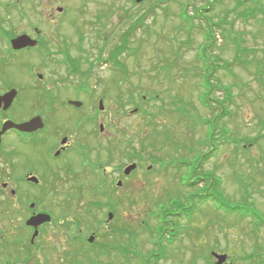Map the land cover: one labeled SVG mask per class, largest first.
<instances>
[{
    "label": "rangeland",
    "instance_id": "374dc122",
    "mask_svg": "<svg viewBox=\"0 0 264 264\" xmlns=\"http://www.w3.org/2000/svg\"><path fill=\"white\" fill-rule=\"evenodd\" d=\"M215 1L220 2L211 10L208 0H144L138 5L133 0H53L67 10L63 17L70 46L78 50L81 45L88 51L84 68L93 69L90 87L96 85L95 93L93 98H85L88 106L84 112L94 113L99 100L104 101L100 119L106 143L91 157L94 164L99 159L107 168L106 195L100 192L95 197L90 190L99 183L101 171L85 172L92 170L89 164H74L67 174L58 166L60 175L49 191L26 183L11 184L0 174V264H70L74 259L68 239L73 228L70 220L88 216V221L86 209L95 201L101 203L95 210L101 224L121 230L118 236L99 230L106 238L95 239L96 249L88 244L83 247L86 259L98 261L84 264L142 263L135 257L124 262L115 248L102 250L99 244L105 242L120 243L145 259L155 255L160 251L156 246L160 239L155 240L150 232L159 227L158 217L167 221L164 245H169L171 234L177 231L158 264H216L209 255L212 252L226 254L225 264H264V15L261 11L250 14L255 8L264 9V0H248L242 6H238L239 0ZM221 19L226 21L225 29L215 28V48L206 55L209 72L200 75L203 69L198 55L206 42L205 30L212 21L220 24ZM134 24L137 27L132 30ZM126 33L129 38L119 59L128 76L112 62H98L124 44ZM78 39H82L80 44ZM233 41L241 44V54L236 53ZM213 56L223 68L216 66L213 71ZM91 59L95 62L92 68ZM212 71L215 90L212 109H208L201 99ZM226 90L232 93L230 102ZM221 110L228 111L227 116L212 136L213 125L207 128L201 121L215 122ZM20 113H29V108ZM110 133L116 137L115 151L109 156L105 147ZM20 150L29 163L37 165L39 153L34 145H21ZM126 154L141 166L117 188L114 172L130 162ZM205 154L210 156L200 168ZM17 165L21 168V161ZM3 183L10 185L4 189ZM204 191L228 210L238 209L237 214L220 210L213 199L203 201L200 195ZM109 194L113 202L108 201ZM32 202L35 211H50L54 218L34 243L28 227H23ZM185 207L188 210L182 212ZM174 211L183 216L171 217ZM108 212L114 214L109 223ZM248 212L261 223L256 235L254 217L239 216ZM19 239L24 244L16 246L13 240ZM251 253H256L252 260Z\"/></svg>",
    "mask_w": 264,
    "mask_h": 264
},
{
    "label": "flooded vegetation",
    "instance_id": "af4514ba",
    "mask_svg": "<svg viewBox=\"0 0 264 264\" xmlns=\"http://www.w3.org/2000/svg\"><path fill=\"white\" fill-rule=\"evenodd\" d=\"M61 8L53 0H0V96L16 91L11 105L5 108L3 104L0 107V174L9 178L11 184L42 186L46 191L54 187V180L60 175L56 173L58 166V170L66 174L73 171L74 164L93 167L91 154L106 143L104 134L101 132L100 135L96 130L97 124L99 127L103 124L101 114L95 110L96 113L84 112L88 106L85 98L90 97L85 89L91 86L93 75V69L86 71L84 68L88 51L81 45L78 50L70 46L68 25L63 17H66V13ZM20 36H28L36 44L15 49L12 41ZM78 41L81 42V39ZM73 101L81 102V107L72 104ZM24 108H29V113H20ZM34 118L43 121V127L34 132H22L15 128L3 131L9 121L20 124ZM115 137L110 133L109 145L105 147L110 154L115 151ZM30 144L39 153L37 165L29 163L25 153L20 150L21 145ZM18 161L22 163L21 168L17 165ZM108 168L113 170L112 166ZM122 170L123 166L114 172L118 180H121ZM85 172L90 174L92 170L90 168ZM102 173L103 176L107 175V168ZM31 176L37 177L39 182H29ZM125 180L127 178L122 179L121 187ZM98 185L93 187L95 197L100 196ZM109 198L114 201L112 194ZM92 205L91 209H86L89 220H86L88 216L80 217L74 221L76 225L68 234L74 258L70 264L98 261L86 259L84 252L87 250L83 247L88 244V248L92 247L93 250L95 247L91 245L94 243L91 244L89 238L93 237L95 241L101 238L99 230L110 234L116 228L104 226L98 220L95 210L99 207V201ZM28 212L29 216L38 213L52 215L50 211L40 208ZM67 261H70L69 258Z\"/></svg>",
    "mask_w": 264,
    "mask_h": 264
},
{
    "label": "trees",
    "instance_id": "16d2710c",
    "mask_svg": "<svg viewBox=\"0 0 264 264\" xmlns=\"http://www.w3.org/2000/svg\"><path fill=\"white\" fill-rule=\"evenodd\" d=\"M192 1V0H191ZM209 1V4H210V9L211 10H213L214 8H215V6H216V4L217 3H219L220 1H218V2H216L215 0H208ZM247 2H248V0H245V1H241V0H239L238 1V6H242L243 4H247ZM237 5V4H236ZM237 6V7H238ZM261 11V12H260ZM258 12H260V13H263V15H264V9H262V8H255V9H253V10H251V12H250V14H252V15H255L256 13H258ZM250 14H248V15H250ZM138 23H140V22H138ZM138 23H136V24H138ZM212 24H208L207 25V28H206V30H205V33H204V36H205V40H206V42H205V44H203L202 46H200V48H201V53H199V55H198V60H199V62H201L202 63V69H203V71H201V72H203L202 74H200V75H204L205 74V71H207L206 73H208L209 72V69H207V68H210V64H209V62H208V60L206 59V55H208L209 56V52H208V50L209 49H214L215 47H214V41H216V37L214 36V30H215V28L216 27H218L219 29H225V26L224 25H226V21L224 20V19H221V21H220V24L219 23H213V21L211 22ZM136 24H134V25H132V30H135L136 29V27H137V25ZM129 33V32H128ZM128 33H126L125 35H124V39H123V42H124V44L122 45V46H117L116 48H115V50L113 51V53H112V55L110 56V59L115 63V65H117V66H119L120 67V65H121V63H120V59H119V55H121V52H123V51H125V48H126V43H127V41H128V39L127 38H129L128 37ZM233 44H234V46H235V49H236V53L239 55V54H241V52H242V47H241V44L240 43H238V42H236V41H233ZM214 57V68H213V71L215 70V67L216 66H218L219 68H223V66L222 65H219V64H217L218 62H217V56H213ZM216 60V61H215ZM213 71L209 74V76L206 78V80H205V84H206V88H205V90H204V94H203V97H202V99H201V102H202V104L204 105V107H206V108H208V109H212V105L210 104V102L213 100L212 98H211V95H212V93L214 92V88H215V86H213L212 84H211V78H212V74H214L213 73ZM199 75V76H200ZM213 86V88L212 89H210L211 87ZM122 92H120L119 93V98L120 99H122ZM231 97H232V93L230 92V90H226V98H227V101L228 102H230L231 101ZM143 99V98H142ZM133 101V100H132ZM227 113H228V111H226V110H221V113L218 115V116H215V122H214V120L213 121H210V120H203L202 119V123L203 124H205V126L208 128L209 126H210V124H212L213 125V129H212V131H211V134H212V136L214 135V132H215V130H216V127H217V125L219 124V121L220 120H222L223 119V117L224 116H227ZM192 120H194V118L193 117H190ZM210 132V131H209ZM235 142V141H234ZM241 142L237 139L236 140V145H238V144H240ZM204 144V143H203ZM245 145H246V143H244ZM244 148H246V146L244 147ZM209 156H210V154H205L204 156H201V157H203L202 158V160H201V167L200 168H202V166H203V162L205 161V160H207L208 158H209ZM207 176H211L210 174H206ZM212 177V176H211ZM214 178V177H213ZM215 179V178H214ZM198 183V182H197ZM196 183V184H197ZM216 183V182H215ZM208 186H211V184L210 185H208ZM201 189V188H200ZM210 190V189H209ZM201 191H202V189H201ZM204 192H206V191H204ZM200 197H202L201 199L203 200V201H205V202H208L209 200H211V199H213L218 205H219V207H220V210H224V211H226L225 213H228V214H231V215H235V214H237V211H238V209H229L228 210V208H226L225 207V205L221 202V200L219 201V199H217V198H215V197H213L211 194H210V192H206V194L205 195H200ZM183 211L182 212H186V210H188V209H186V207L184 208V209H182ZM171 217H180V216H183V214H181V212L179 213V211L177 212V211H174L173 213H170L169 214ZM252 216V217H254V219H255V221H256V223L255 222H253V225H254V235H256V233H257V230L261 227V223H260V221L258 220L259 218L257 217V215H254V214H251L250 212H248V213H245V214H241V215H239L240 216V218H245V217H247V216ZM190 218V217H189ZM158 220H159V222H160V225H159V227L156 229V231H151L150 233H151V235H152V237L153 236H155L154 238H155V240H157V238L158 239H160L161 241H163V239L165 240V238H164V234H165V232L163 231L164 229H165V224L167 223V221L166 220H164L163 218H160V217H158ZM22 228V227H21ZM114 233H113V235H116V236H118V234H119V232H120V228H118V227H116L115 229H114ZM175 232V234L174 233H172L171 234V241L170 242H168V244L169 245H172V243L174 242V237L176 236V232L177 231H174ZM101 238L102 239H105L106 237H104V236H102L101 235ZM160 240H159V242H160ZM14 242V244L17 246V245H22V244H24L23 243V241L22 240H13ZM116 244H118V245H116ZM116 244H113V243H109V242H105V243H103V244H99L100 245V247H101V249L102 250H108L109 251V248L110 249H117L116 251L121 255V256H123L124 257V262H128V257H130V260H131V257H135V258H139V261H141L142 263H140V264H152V261H154L156 264H158L159 263V261L160 260H162V258H164V255H165V253L167 252V250H168V248H169V245H164L163 244V242L161 243V244H157V248H159L160 249V251H158L155 255H153V254H150L148 257H147V259H145V258H142L140 255H137V254H132V250H129L130 248H126V247H124V246H121V244L120 243H116ZM259 247L257 246V249H258ZM124 252L126 253V255H124ZM133 255V256H132ZM255 255H256V253L255 254H252L251 253V255H249L248 257L252 260L254 257H255ZM211 256V255H210ZM18 258V257H17ZM152 259V260H151Z\"/></svg>",
    "mask_w": 264,
    "mask_h": 264
},
{
    "label": "water",
    "instance_id": "95a60500",
    "mask_svg": "<svg viewBox=\"0 0 264 264\" xmlns=\"http://www.w3.org/2000/svg\"><path fill=\"white\" fill-rule=\"evenodd\" d=\"M134 1L136 3H141L144 0H134ZM12 43H13L14 48H16V49L23 48V47H25L27 45H34V42H31L30 39L28 37H26V36H23V37H20V38H18L16 40H13ZM15 94H16L15 92H11V93L3 96V97L0 96V107H1L2 104H4L6 107L11 105ZM75 104L78 105V106L81 105L80 103H77V102ZM100 109L101 110L104 109V106H103L102 102H100ZM42 126H43V123L40 121V119L32 120L30 122L19 124V125L14 124L12 122H7V124L4 127V130H6L8 128H16V129H18L20 131H23V132H32V131L36 130L37 128H41ZM102 129H103V127H102ZM135 169H136V164H132V165H130L129 167L126 168L125 174L129 175ZM30 180L34 181V182H37L36 178H31ZM119 185H121V183H119ZM32 207H34V205H32ZM109 218L112 219L113 215L110 214ZM51 220L52 219H51V217L49 215L39 214L37 216L31 217L27 221L26 225L29 226V227H33L35 229V232H34L33 237H32V242H34L35 238L39 234L38 228L41 225L45 224V223H50ZM213 255L217 259V264H224L227 261V256L226 255H219L217 253H214Z\"/></svg>",
    "mask_w": 264,
    "mask_h": 264
}]
</instances>
